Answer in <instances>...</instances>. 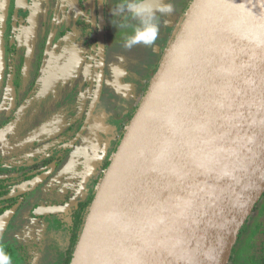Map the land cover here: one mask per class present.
<instances>
[{
    "label": "water",
    "instance_id": "water-1",
    "mask_svg": "<svg viewBox=\"0 0 264 264\" xmlns=\"http://www.w3.org/2000/svg\"><path fill=\"white\" fill-rule=\"evenodd\" d=\"M104 34L101 21L102 61ZM209 34L167 183L155 190L181 88ZM103 76L101 66L95 101ZM263 196L264 0H195L99 183L71 264H228ZM11 216L0 220V239Z\"/></svg>",
    "mask_w": 264,
    "mask_h": 264
},
{
    "label": "flooded vegetation",
    "instance_id": "flooded-vegetation-1",
    "mask_svg": "<svg viewBox=\"0 0 264 264\" xmlns=\"http://www.w3.org/2000/svg\"><path fill=\"white\" fill-rule=\"evenodd\" d=\"M5 1H7V14L5 15L7 19L3 17V13L6 11L3 10ZM93 8V0H0V55L3 56L6 63L4 72L7 81H12L13 78H20L21 80L29 73H34V75L40 77L44 70V67L42 68V62L44 61L41 54L37 56L38 61L35 65L28 57L29 54H33L35 49H42L46 43L53 44L56 49L81 43L83 57L87 60V66L89 67L87 77L84 78L86 90L89 86L88 77H93V86L89 87L91 89L84 97L82 95L76 96L74 93L75 82L70 88L67 87L65 82H57L49 93L39 92L37 95L34 94L26 99L21 97V107L12 104V94L10 92H7V100L0 104V113H2L1 109L4 108L10 114L9 116L6 115L3 121L0 122V134L5 130H9L10 133V130H15V133L12 134L13 140H28L29 137H33L35 134L38 136L41 134L42 130L34 133V135L29 133L28 130L30 126L28 127L26 122L34 110L39 109L35 112V115L38 117L45 115L44 119L48 120L56 113H60L61 109H63L61 112L71 114L76 107V101H78L77 110L83 112L80 120L76 119L77 114H72V118L69 119L68 123L70 124L79 122L80 131L77 133L73 128L71 134V128L68 129L66 136L71 137L68 147L60 149L58 146L57 150H54L55 144L53 143V148L40 149L41 153L34 159L19 160L9 164H6L7 161H0V220L7 213L12 215L0 239V246L4 247L13 260L19 259V264H35L45 248L58 246L52 239H55L60 232L67 235V238L63 239L66 255L64 264L70 263L76 244L81 236L78 221L80 222L85 218L92 206V198L96 196L95 190L86 193L89 190L88 186L95 178L100 164L105 163L103 166V169H105L110 160L109 158L102 161L92 171L82 169L76 174L71 172L57 178V173L62 170L60 168L65 163L67 164L73 149L87 133L96 103L101 95L100 93L97 101L94 100L101 66H104L107 51L104 0H95V18L93 17ZM101 21H104L105 27V58L103 61L100 56L99 45ZM32 27L36 29L39 36L37 46H33V43L29 42L26 36L28 30ZM5 37L7 38L6 44L4 43ZM48 40L52 41L48 42ZM54 51L55 55L52 58L56 56L57 51ZM50 60L49 64H51ZM53 63L49 67L50 71ZM22 69L23 75L19 71ZM37 86L43 88L41 84H37ZM11 87L16 88V86ZM66 88H68V91L65 90ZM91 90L92 93L90 94ZM48 97L59 98L55 100L54 105L49 106L50 103L47 104V101H44V98ZM39 103H41L42 109L38 107ZM33 104L34 106H32ZM92 105H94L92 116L86 125V119ZM29 106H32V109L29 110ZM137 106L139 108V103ZM134 115H128V119L131 121ZM123 118L113 119L109 124L110 131L114 123L125 121ZM54 119H50V121ZM19 124H21V128H19ZM110 131L107 135L109 141L113 140L116 135L114 134L112 137ZM116 147L113 148L114 151ZM29 148L24 151L26 152ZM32 151L36 150L32 149L27 152ZM103 169H98L100 174H102ZM100 181L101 178L98 177V182L100 183ZM55 208L62 210L57 213L46 214V210ZM22 214H27L24 221L20 218ZM15 224H25L26 228L29 227L30 230L22 234L15 244L4 243L7 233ZM61 239L62 237L59 235V245ZM50 242H52V245H50Z\"/></svg>",
    "mask_w": 264,
    "mask_h": 264
},
{
    "label": "rangeland",
    "instance_id": "rangeland-1",
    "mask_svg": "<svg viewBox=\"0 0 264 264\" xmlns=\"http://www.w3.org/2000/svg\"><path fill=\"white\" fill-rule=\"evenodd\" d=\"M194 1L195 0H163L164 4L171 6V11L157 13L160 29L156 41L151 46L138 44L132 49H126L123 47L124 38L131 34L132 26L137 22L124 14H112V11L110 10H114L115 6L120 3L121 0H104L106 12L105 26L107 51L106 60L104 62L105 76L101 95L99 101L96 103L87 133L73 149L70 157L68 158L67 164L65 163V165L60 168L62 170L57 173V178L65 174H70L71 172L76 174V172H80L82 169L92 171L96 168V166H99L102 161L111 158L110 156L113 155L114 151L113 148L119 144L122 135L125 133V130L129 125L130 120L128 119V115L133 116L137 112V104L139 103L140 105L142 99H144L148 93L153 79L163 67L164 62L167 60L174 41L177 40L182 33L188 19V11ZM6 2L7 1H5L3 5V10H6L3 13L4 19H7V16H5L7 14ZM93 6L94 17L95 0H93ZM120 24H125L126 26L120 27ZM26 36L28 41L33 43V46L38 45L39 36L34 27L28 30ZM51 41L52 40H48V42ZM6 42L7 38L5 37L4 43L6 44ZM54 50L57 52L56 56L52 58V56L55 55ZM39 54H41L44 61L42 62V68L44 67L42 75L39 77L36 76V74L34 75V73H29L25 77L21 78V80L20 78H13L12 81L10 80L11 82L7 81V77L4 72L6 63L3 56L0 55V104H3L7 100V92H10V94H12V104L14 106L21 107V97L26 99L34 94L37 95L39 92L49 93L57 82H65L69 88L73 85V82H75L76 87L74 89V93L76 96L82 95L84 97L89 93V90L91 89L89 87L93 86V77L90 76L88 77L89 79L87 78L89 86L86 90L84 87V78L87 77L89 67L87 66V60L83 57L81 43H77L74 46L63 47L62 49H56V46L53 44L46 43L42 49H35L33 54H29L28 58L34 62V65L38 61L37 56ZM49 60L51 64L54 62L51 71L49 70L51 65L49 64ZM19 71L23 75V69ZM37 84H41L43 88H39ZM145 84L147 85L144 86ZM11 86H16V88ZM65 90L68 91V88ZM91 93L92 90L90 91V94ZM58 98L59 97L53 99L48 97L44 98V101H47V104L50 103L49 106H52ZM34 104L32 106H34ZM32 106H29L30 108L28 109H32ZM75 106L76 107L74 110L72 109L73 112L71 114L61 112L63 109H61L58 114L55 112L56 115L50 117V119L55 118L52 121H50V119L45 120V115L40 116L41 118L38 117L35 115V112L39 109L34 110L26 122L28 123V127L30 126L28 129L29 133L34 135V133H38L40 130H42V132L39 136L35 134V136L29 137L28 140H13L12 134L15 133V130H10L11 133L9 130L3 131L0 134V161H7L6 164H9L19 160L28 161L34 159L41 153L40 149L46 147L53 148V143L55 144V147L53 148L54 150H57L58 146L60 149L68 147L70 145L71 138L66 136L68 129L71 128V134L73 133V128H75L77 133L80 131L79 122L70 124L68 123L69 119L72 118V114H77L78 116L76 119L80 120L83 114V112L77 110L78 101H76ZM38 107H41L42 109L41 103H39ZM1 111L0 122L3 121L6 115H10L4 108L1 109ZM122 118L125 119V121L114 123L115 125L113 124V128L110 131V122H112L113 119L118 120ZM31 122L33 124L32 126ZM18 126L21 128V124ZM22 126L26 127L25 125ZM109 131L111 132L110 134L112 137L116 134L113 140L110 139L111 141H109L107 136L109 135ZM28 147L30 148L27 151H31L32 149L36 151L25 152L24 150ZM104 164L105 163L100 164V167L97 168L95 178L90 182V185L88 186L89 190H87L86 193L91 190H95V193L97 192L99 188L98 177L103 179L108 170L106 168L103 169ZM100 168L103 169L102 174H100V170H98ZM263 203L264 196L257 206L258 209L253 211L246 225L242 229V237L240 242L236 244L234 248L235 253L232 254L228 264H248V260L251 258L250 253L252 251L253 240L256 238V236L254 237L252 233L259 220L258 214ZM88 214L89 211L85 216L86 218ZM26 215L27 214H22L20 216L21 220L24 221L26 219ZM29 230V227L26 228L25 224H15L7 233L4 243H17L20 236L27 233ZM59 235L62 237L60 245L58 244ZM59 235H57L55 239H52L58 246L54 248L51 246L49 248H45V252L43 250V253H40L35 264L65 263L66 255L64 251L63 239H66L67 235L64 232H60ZM50 245H52V242H50ZM77 245L78 243L76 244V247ZM76 247L74 249L72 259L75 254ZM13 261V264H19V259H14ZM71 262L72 260L70 263L67 262V264H71Z\"/></svg>",
    "mask_w": 264,
    "mask_h": 264
},
{
    "label": "clouds",
    "instance_id": "clouds-1",
    "mask_svg": "<svg viewBox=\"0 0 264 264\" xmlns=\"http://www.w3.org/2000/svg\"><path fill=\"white\" fill-rule=\"evenodd\" d=\"M112 11L113 15L124 14L136 21L131 34L124 38L123 47L132 49L138 44L151 46L157 39L160 29L158 12L171 11V6L163 0H121ZM120 24V27H125ZM0 264H13V258L0 246Z\"/></svg>",
    "mask_w": 264,
    "mask_h": 264
},
{
    "label": "bare ground",
    "instance_id": "bare-ground-1",
    "mask_svg": "<svg viewBox=\"0 0 264 264\" xmlns=\"http://www.w3.org/2000/svg\"><path fill=\"white\" fill-rule=\"evenodd\" d=\"M211 38V34L206 36L204 44L202 45V48L200 50L198 63L196 64L193 73L190 75L185 85L181 88V92H183V98L178 104L176 118L174 123L172 124V139L170 140L169 144L167 142L164 155L161 159L160 164L158 165L156 178L152 185L153 189L155 190L161 191L164 188V185L167 183L168 171L171 164L170 162L173 153L175 152L177 142L181 136L184 120L192 103V100L200 86L209 61Z\"/></svg>",
    "mask_w": 264,
    "mask_h": 264
},
{
    "label": "trees",
    "instance_id": "trees-1",
    "mask_svg": "<svg viewBox=\"0 0 264 264\" xmlns=\"http://www.w3.org/2000/svg\"><path fill=\"white\" fill-rule=\"evenodd\" d=\"M122 139H123V137H122ZM122 139L119 142V144L117 145V147H116L113 155L111 156L109 162L106 164V169H108L110 167V165L114 159V156L116 155V153H117V151L121 145ZM102 180L103 179H101V181ZM94 199H95V197L93 196L92 200L94 201ZM255 209H258V207ZM258 217H259V220H258L257 224L255 225L256 228L253 229V233H252L254 237L256 236V238H255V240H253V246L251 249L252 251L250 253L251 258L248 260V264H264V203H263V205H261ZM85 221H86V217L83 220H80V222L78 221V224L80 225V229H81L80 234L83 231ZM242 232H243V230H242ZM242 232L239 235V239H238L237 243L240 242V239L242 237L241 236ZM252 252H253V254H252ZM234 253H235V249H233L232 254H234Z\"/></svg>",
    "mask_w": 264,
    "mask_h": 264
}]
</instances>
